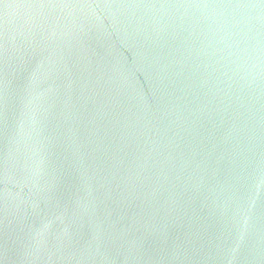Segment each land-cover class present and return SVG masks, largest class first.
I'll return each instance as SVG.
<instances>
[{
    "label": "water",
    "instance_id": "95a60500",
    "mask_svg": "<svg viewBox=\"0 0 264 264\" xmlns=\"http://www.w3.org/2000/svg\"><path fill=\"white\" fill-rule=\"evenodd\" d=\"M0 264H264V0H0Z\"/></svg>",
    "mask_w": 264,
    "mask_h": 264
}]
</instances>
